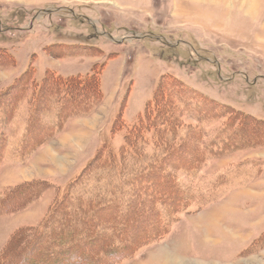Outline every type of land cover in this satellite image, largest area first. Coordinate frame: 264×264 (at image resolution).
Returning <instances> with one entry per match:
<instances>
[{
	"label": "rangeland",
	"instance_id": "obj_1",
	"mask_svg": "<svg viewBox=\"0 0 264 264\" xmlns=\"http://www.w3.org/2000/svg\"><path fill=\"white\" fill-rule=\"evenodd\" d=\"M251 2L0 0V201L29 199L0 215V255L63 201L78 234L133 247L111 264H264V0ZM55 77L96 90L80 102Z\"/></svg>",
	"mask_w": 264,
	"mask_h": 264
},
{
	"label": "trees",
	"instance_id": "obj_2",
	"mask_svg": "<svg viewBox=\"0 0 264 264\" xmlns=\"http://www.w3.org/2000/svg\"><path fill=\"white\" fill-rule=\"evenodd\" d=\"M84 84H86V86H84ZM55 85L60 86V88L63 87L62 91L67 96L72 91L76 96H78L80 102L83 101L89 93H93V91L96 90V82L94 79L86 80V78L79 77L65 79L55 77L54 82H52L49 88H52L51 90L53 91V89L55 90ZM57 93H59V91L54 92V94ZM54 104L58 105V103ZM1 114L2 113L0 112V115ZM5 145L6 140L0 134V160ZM30 150L25 149L21 153L22 155L25 154L27 157L31 153ZM20 155H18L19 158L21 157ZM14 196L15 194H12L10 198H14ZM11 200L0 201V215L20 210L22 207L27 205L29 199H21L19 204L15 205L20 208L14 210H10L11 208L8 209L6 207ZM62 203L63 201L56 202V205L48 210L42 222L37 227L14 232L1 252L0 256L4 260L0 263L24 264L27 262V264H111L119 262V260L123 258H130V256L133 255V247H124L122 245L114 247L112 241L110 242V239L109 241H106L107 236L104 238L103 242H98L101 238L91 231L93 229V225L89 226V224L86 227L89 232L87 231L83 234H78L81 231L80 224H73L72 222L70 223L65 221V217L68 212L67 207L65 208V206L62 207L59 205ZM186 203H178V206L180 205L179 208L177 210H169L168 215L170 217H174L177 213L185 211L188 208V204L186 205ZM88 204L91 203H87L85 207H79L78 209L80 211L88 210L89 212L91 209H87ZM168 209L172 208L168 207ZM96 213H91L89 215V219L96 221ZM98 213H100V211H98ZM56 221H61V223L54 227L53 225ZM163 227H165V224H163ZM27 231H29L28 236L26 233ZM15 242L17 243L16 246H14V249L10 250L9 248ZM131 242V246L135 247L136 245L134 244V241L131 240ZM98 253L103 255V261H98V259H96V254Z\"/></svg>",
	"mask_w": 264,
	"mask_h": 264
},
{
	"label": "crops",
	"instance_id": "obj_3",
	"mask_svg": "<svg viewBox=\"0 0 264 264\" xmlns=\"http://www.w3.org/2000/svg\"><path fill=\"white\" fill-rule=\"evenodd\" d=\"M238 193V192H237ZM237 193H235V194H233V197L235 196V195H238ZM249 195H251V193L249 194ZM260 197V196H259ZM7 235H8V233H6V235H4L3 237H2V240H1V243H0V247L4 244V240H5V238L7 237Z\"/></svg>",
	"mask_w": 264,
	"mask_h": 264
},
{
	"label": "bare ground",
	"instance_id": "obj_4",
	"mask_svg": "<svg viewBox=\"0 0 264 264\" xmlns=\"http://www.w3.org/2000/svg\"><path fill=\"white\" fill-rule=\"evenodd\" d=\"M253 4H254V0H252V2H251L250 5L252 6ZM251 6H250V7H251ZM161 257H165V258L163 259V261H166V262L168 263V261H169V257H170V256L165 255V256H161Z\"/></svg>",
	"mask_w": 264,
	"mask_h": 264
}]
</instances>
